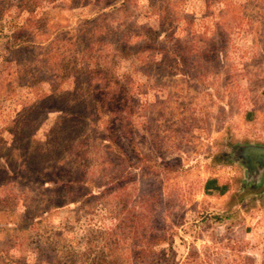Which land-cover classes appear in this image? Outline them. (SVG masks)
Returning a JSON list of instances; mask_svg holds the SVG:
<instances>
[{"label": "rangeland", "instance_id": "374dc122", "mask_svg": "<svg viewBox=\"0 0 264 264\" xmlns=\"http://www.w3.org/2000/svg\"><path fill=\"white\" fill-rule=\"evenodd\" d=\"M262 134L264 0H0V264H264Z\"/></svg>", "mask_w": 264, "mask_h": 264}, {"label": "water", "instance_id": "95a60500", "mask_svg": "<svg viewBox=\"0 0 264 264\" xmlns=\"http://www.w3.org/2000/svg\"><path fill=\"white\" fill-rule=\"evenodd\" d=\"M231 160L243 167L245 184L256 185L264 181V144L238 143Z\"/></svg>", "mask_w": 264, "mask_h": 264}, {"label": "crops", "instance_id": "0c3cea01", "mask_svg": "<svg viewBox=\"0 0 264 264\" xmlns=\"http://www.w3.org/2000/svg\"><path fill=\"white\" fill-rule=\"evenodd\" d=\"M263 136H264V134H262ZM259 141H261L262 143H264V139H258ZM220 174H222V176L221 177H219V178H217V179H219V181H223L224 179L227 181L228 180V178L230 179V177H229V172H226V174L224 175L223 173H220Z\"/></svg>", "mask_w": 264, "mask_h": 264}, {"label": "trees", "instance_id": "16d2710c", "mask_svg": "<svg viewBox=\"0 0 264 264\" xmlns=\"http://www.w3.org/2000/svg\"><path fill=\"white\" fill-rule=\"evenodd\" d=\"M216 218H218V216H215Z\"/></svg>", "mask_w": 264, "mask_h": 264}]
</instances>
